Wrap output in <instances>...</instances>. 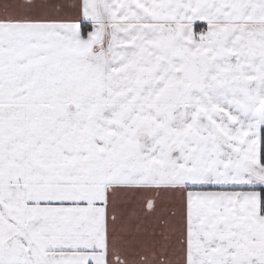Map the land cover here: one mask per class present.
Here are the masks:
<instances>
[{
	"label": "snow or ice",
	"instance_id": "1",
	"mask_svg": "<svg viewBox=\"0 0 264 264\" xmlns=\"http://www.w3.org/2000/svg\"><path fill=\"white\" fill-rule=\"evenodd\" d=\"M0 264H264V0H0Z\"/></svg>",
	"mask_w": 264,
	"mask_h": 264
}]
</instances>
